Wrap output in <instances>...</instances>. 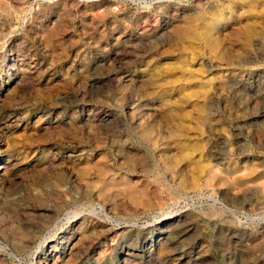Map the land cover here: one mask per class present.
I'll use <instances>...</instances> for the list:
<instances>
[{
    "label": "rangeland",
    "instance_id": "1",
    "mask_svg": "<svg viewBox=\"0 0 264 264\" xmlns=\"http://www.w3.org/2000/svg\"><path fill=\"white\" fill-rule=\"evenodd\" d=\"M0 264H264V0H0Z\"/></svg>",
    "mask_w": 264,
    "mask_h": 264
},
{
    "label": "bare ground",
    "instance_id": "2",
    "mask_svg": "<svg viewBox=\"0 0 264 264\" xmlns=\"http://www.w3.org/2000/svg\"><path fill=\"white\" fill-rule=\"evenodd\" d=\"M146 202H147V203H151V201H146ZM147 203H146V204H147ZM151 204L153 205V203H151ZM147 205H148V204H147ZM153 246H154V245H153Z\"/></svg>",
    "mask_w": 264,
    "mask_h": 264
}]
</instances>
